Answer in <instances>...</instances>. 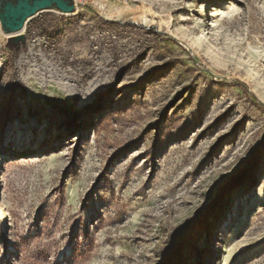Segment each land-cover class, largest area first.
<instances>
[{"label": "rangeland", "instance_id": "374dc122", "mask_svg": "<svg viewBox=\"0 0 264 264\" xmlns=\"http://www.w3.org/2000/svg\"><path fill=\"white\" fill-rule=\"evenodd\" d=\"M34 1L0 0V264H264V0Z\"/></svg>", "mask_w": 264, "mask_h": 264}, {"label": "water", "instance_id": "95a60500", "mask_svg": "<svg viewBox=\"0 0 264 264\" xmlns=\"http://www.w3.org/2000/svg\"><path fill=\"white\" fill-rule=\"evenodd\" d=\"M52 4H57V6L60 8V5L59 3L57 2V0H47V1H43V0H35L31 5L29 6H33L34 7V10L31 11V12H35L36 10H42V9H45V8H49L47 6H52ZM28 6V7H29ZM14 30H17V29H14Z\"/></svg>", "mask_w": 264, "mask_h": 264}, {"label": "bare ground", "instance_id": "6f19581e", "mask_svg": "<svg viewBox=\"0 0 264 264\" xmlns=\"http://www.w3.org/2000/svg\"><path fill=\"white\" fill-rule=\"evenodd\" d=\"M47 1V0H46ZM29 8L31 9V11L34 10V7L33 6H29ZM43 136V135H41ZM39 142H35V141H30V142H27L25 143L24 145H14L15 148H24V149H27V148H35L37 145H38Z\"/></svg>", "mask_w": 264, "mask_h": 264}, {"label": "trees", "instance_id": "16d2710c", "mask_svg": "<svg viewBox=\"0 0 264 264\" xmlns=\"http://www.w3.org/2000/svg\"><path fill=\"white\" fill-rule=\"evenodd\" d=\"M30 1H32V0H30ZM53 6H55L54 4H52ZM47 8H45V9H42V11L43 10H46ZM14 41H16V39L14 38V37H12L9 41H8V43H13Z\"/></svg>", "mask_w": 264, "mask_h": 264}, {"label": "flooded vegetation", "instance_id": "af4514ba", "mask_svg": "<svg viewBox=\"0 0 264 264\" xmlns=\"http://www.w3.org/2000/svg\"><path fill=\"white\" fill-rule=\"evenodd\" d=\"M43 1H46V0H43Z\"/></svg>", "mask_w": 264, "mask_h": 264}]
</instances>
